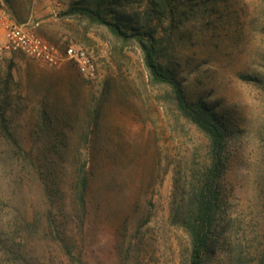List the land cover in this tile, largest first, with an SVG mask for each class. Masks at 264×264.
<instances>
[{"label":"rangeland","instance_id":"obj_1","mask_svg":"<svg viewBox=\"0 0 264 264\" xmlns=\"http://www.w3.org/2000/svg\"><path fill=\"white\" fill-rule=\"evenodd\" d=\"M83 7L126 34L152 30L186 100L204 102L224 125L227 236L255 250L264 227V0H24L35 33L61 53L85 47L96 75L86 81L68 60L0 59V264H22L15 254L26 264L188 263L176 213L207 164V139L150 82L138 44ZM48 209L70 255L44 235Z\"/></svg>","mask_w":264,"mask_h":264},{"label":"trees","instance_id":"obj_2","mask_svg":"<svg viewBox=\"0 0 264 264\" xmlns=\"http://www.w3.org/2000/svg\"><path fill=\"white\" fill-rule=\"evenodd\" d=\"M96 10L83 7L80 11L106 26L113 34L127 35L138 44L142 60L148 69L150 82L162 88L175 116L189 122L207 139V164L200 178L189 189L183 201L185 208H180L176 213L180 220L179 225L188 238L187 264H264V227L258 247L253 251L238 241L230 240V236H227L228 221L222 214L225 196L224 174L227 167L224 125L204 102L186 100L180 81L162 60L160 41L152 30L138 31L131 28V32L126 34L115 22L106 19ZM0 116L2 119L1 114ZM45 185L47 186L46 183ZM86 187L87 178L81 172L74 184V191L78 203L82 206ZM43 217L47 224L43 227L44 235L59 238V241L65 245V239L59 236L60 229L52 223L49 209L44 212ZM217 251L226 252V256H218ZM64 253L70 255L67 246ZM13 257L12 262L22 259V264H26L24 256L15 254Z\"/></svg>","mask_w":264,"mask_h":264},{"label":"built area","instance_id":"obj_3","mask_svg":"<svg viewBox=\"0 0 264 264\" xmlns=\"http://www.w3.org/2000/svg\"><path fill=\"white\" fill-rule=\"evenodd\" d=\"M36 22H16L9 14L4 0H0V59L20 53L45 64L57 65L62 60L73 62L86 81L96 75V64L83 46L67 44L63 53L57 46L41 38L34 31Z\"/></svg>","mask_w":264,"mask_h":264},{"label":"crops","instance_id":"obj_4","mask_svg":"<svg viewBox=\"0 0 264 264\" xmlns=\"http://www.w3.org/2000/svg\"><path fill=\"white\" fill-rule=\"evenodd\" d=\"M6 5L8 7L9 14H10L11 18L13 20H15L16 22H27V23H29V22L34 21L31 17L26 18L24 20V0L20 5V9H18V8L14 9L13 7H10L9 4H7V3H6ZM19 10H20V12H19ZM18 12H19V14H18Z\"/></svg>","mask_w":264,"mask_h":264}]
</instances>
